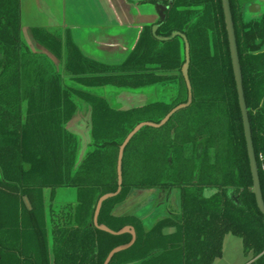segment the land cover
<instances>
[{
    "label": "trees",
    "instance_id": "1",
    "mask_svg": "<svg viewBox=\"0 0 264 264\" xmlns=\"http://www.w3.org/2000/svg\"><path fill=\"white\" fill-rule=\"evenodd\" d=\"M229 5L264 202V17L246 21L236 0ZM19 19V0H0V264H104L118 247L126 248L107 264H213L227 235L241 239L249 264H264V216L252 193L221 1L173 0L156 31L145 26L133 52L115 66L83 56L68 33L57 38L31 30L86 87L171 88L172 105L157 101L123 110L92 93L63 89L48 59L23 44ZM186 46L189 91L186 57H180ZM42 59L48 68L35 62ZM176 70L180 84L167 76ZM189 93L187 107L129 140L120 192L102 202L94 226L97 201L117 191L118 151L127 135L141 123L159 124L187 103ZM72 95L90 109V148L77 166L79 138L66 129L78 110ZM58 188H74L75 204L51 220L49 244L44 191L52 200ZM174 188L180 192L177 222L163 220L146 232L138 217L112 214L131 190ZM205 188L214 194L205 198ZM47 211L54 212L51 205ZM101 226L113 233L129 227L134 241L129 245L130 232L111 234ZM168 226L175 233L164 235Z\"/></svg>",
    "mask_w": 264,
    "mask_h": 264
},
{
    "label": "flooded vegetation",
    "instance_id": "2",
    "mask_svg": "<svg viewBox=\"0 0 264 264\" xmlns=\"http://www.w3.org/2000/svg\"><path fill=\"white\" fill-rule=\"evenodd\" d=\"M236 1H237V4L240 5L241 7L243 17L245 18L246 21L260 20L264 17V12L257 18H254V17L247 18L245 15L246 13H255L256 11H260L262 8V5L264 4V0H236ZM142 2H144L145 4H150L152 6L153 10L151 11V13L154 15V20L152 22L140 25V22H138L140 20H137V18L135 17L136 16L135 13H138V11L136 10L137 9L136 4L138 2H134L132 0H121L123 8L130 13L131 22L128 26L129 28L128 31L127 32L125 31L123 33L120 31L121 35L118 36V39H126L127 45H126L125 52L123 53L122 56L119 57V59L116 60V62L109 63V64L104 63L102 61L96 60L94 58L95 55L85 54L81 52L83 56H85L88 59L97 61L98 63L105 64V65L115 66V65H120L121 63H123L130 56V54L133 52L134 48L136 47L139 41L140 33L143 30V28L145 26H150L152 33H154L159 26L158 22L164 21L165 16H166V11L171 7L173 0H147V1H142ZM157 5H160L164 8L162 9L161 13H159V10L157 9ZM135 28L137 29V32H134ZM131 29H133V32H134V35L132 37L129 35L130 34L129 30ZM180 39H184V38L180 37ZM28 48L29 47H27V50L29 51V53H31ZM184 51L186 50L184 49ZM261 51H264V42L261 44ZM37 56L44 57L46 55L43 56L41 54H38ZM54 58L57 61L62 62L60 59L56 57ZM53 69H54V72L60 76V84L63 89L69 90L70 92L79 91V92L92 93L93 95L104 99L109 105L122 109V110L128 109L130 107H133V108L143 107V106H146L150 103L157 102V101H162L163 103L167 105H172L174 103L170 100V97L172 96V91L169 85L163 88L148 87V88L138 89L132 92L136 96H135V99L130 103V101L129 102L120 101L119 97H123L124 96L123 94L126 91L116 90L113 87H108V86H98V87H92V88L86 87L82 84L77 83L76 80L73 78V76L66 73L63 64L61 66V71H57L54 68V66H53ZM72 100L78 110L76 111V114L71 119V121L75 117L78 118L80 116V109H79L80 107L85 108L84 109L85 113L87 114L88 112L90 113L88 104L84 102L82 99L76 98L72 95ZM68 124L66 125V129L68 128ZM213 194H214V188H205L203 190V196L205 198H209ZM180 209H181L180 192L176 188L171 189L169 191H163V192L159 190L135 189V190H131L130 193L127 195L126 199L114 208V210L112 211V214L115 216L138 217L139 219H141L143 229L146 232H148L160 221L171 220V221L177 222V219L181 213ZM56 212L57 213L62 212V209L58 208ZM141 214L143 215L141 216ZM150 223L152 224L149 225ZM175 230L176 229L174 226H168L163 229L162 233L164 235H170V234L175 233Z\"/></svg>",
    "mask_w": 264,
    "mask_h": 264
},
{
    "label": "crops",
    "instance_id": "3",
    "mask_svg": "<svg viewBox=\"0 0 264 264\" xmlns=\"http://www.w3.org/2000/svg\"><path fill=\"white\" fill-rule=\"evenodd\" d=\"M135 14L137 20H140L138 21L140 22V25L152 22L154 20V15L151 12H147L145 14L139 12ZM19 18L20 37L23 44L26 46L29 44L38 46L44 50V53H42L43 56H47V54L49 55V52H46V49L36 43L31 33L32 29H40L55 37L63 36L64 34L68 33L80 51L85 53L80 47L81 42L79 39H76L75 36L78 30L94 28L96 32L90 34L91 40L89 39V41H91L93 49L102 55L99 56L96 52L97 56L95 55L94 58L108 64L109 62L104 59H109L110 61V59L114 58L113 61L116 62V59H119V57L125 52L127 43L126 39H118V36H120L121 33H119V35H117V33L112 34V31L107 32V30L112 27H128L131 22L130 13L123 8L121 0H19ZM74 29H77V31ZM134 30V32H137L136 28ZM31 54L35 56L38 55L37 53ZM111 54L114 55L113 58ZM46 58L48 59L50 57L48 56ZM48 61L52 64V61L49 59ZM52 66L54 65L52 64ZM58 189L56 190L52 200L49 198V191H44L46 207L44 217L47 224L49 244L51 241V220L53 219L54 223L65 215L63 211L57 213L56 210L58 208L62 209L75 204V200L73 199L67 201L65 193H62L58 198ZM49 205H51V208L54 211L53 213H49L47 211ZM142 215L143 214H141V216ZM14 255H16V253ZM251 257V255L247 256L248 261L245 264H248L251 261ZM219 259H216L213 264ZM22 260L23 257L20 256L19 261L21 262ZM7 261L9 260L6 259L5 262ZM50 262L52 263V255H50Z\"/></svg>",
    "mask_w": 264,
    "mask_h": 264
},
{
    "label": "water",
    "instance_id": "4",
    "mask_svg": "<svg viewBox=\"0 0 264 264\" xmlns=\"http://www.w3.org/2000/svg\"><path fill=\"white\" fill-rule=\"evenodd\" d=\"M221 1V7H222V13H223V19H224V25H225V31H226V37H227V44H228V50H229V56H230V61H231V67H232V72H233V78H234V83H235V89H236V94H237V101H238V106H239V111L241 115V122H242V128H243V135H244V140H245V147H246V154L249 162V170H250V175H251V181H252V193L254 195L255 203L257 206V209L259 212L264 216V202L262 198V193H261V188H260V182H259V175H258V167H257V162L255 158V153L253 149V144H252V139H251V130H250V125L248 121V112L247 108L245 105V100H244V94H243V87H242V76H241V70H240V64H239V59H238V52H237V45H236V38H235V33H234V27H233V22H232V15H231V10H230V5H229V0H220ZM157 9L159 10V13L162 12V9H164L162 6L157 5ZM185 64L183 66V76L186 81L188 91L190 89L189 83L187 80V74H186V69L188 65V51H187V46H186V52H185ZM124 96H127L129 99L130 103L135 99V94L131 92H124ZM190 102V93H189V98L188 102L185 105H181L173 109L159 124H152V123H141L137 125L125 138L121 146L119 147L118 151V157H117V166H116V172H117V191L115 193L111 194H106L103 195L102 197L99 198L97 201L95 213H94V218H93V224L94 226L97 227L96 225V219L98 212L100 210L102 202L105 200L115 196L117 193L120 192L121 189V183H122V177H121V162H122V156H123V151L129 140L138 132V130L144 126H150V127H160L162 126L168 118L177 110L187 106ZM132 108V107H130ZM80 117V116H79ZM75 134L77 137V133L72 132ZM81 137H79L80 142V149L77 153L76 157V166L82 161L83 157L87 153V151L90 148V113L88 112L87 114V125L86 128L83 130ZM100 230H103L105 232H109L111 234H121L124 232H130L133 237L132 241L129 245H131L134 241V233L133 230L129 227L124 228L122 231L119 233H113L110 230H108L105 227H98ZM128 245V246H129ZM126 247H118L114 249L107 257L106 261L104 264H107L112 255L121 249H124Z\"/></svg>",
    "mask_w": 264,
    "mask_h": 264
},
{
    "label": "rangeland",
    "instance_id": "5",
    "mask_svg": "<svg viewBox=\"0 0 264 264\" xmlns=\"http://www.w3.org/2000/svg\"><path fill=\"white\" fill-rule=\"evenodd\" d=\"M132 1L138 2L136 4L137 9H139V10H137L138 13L140 12V13L145 14V13L151 12L153 10V8L150 4H145L144 2H142V1H147V0H132ZM263 12H264V4L262 5V8L260 11H256L255 13H246L245 15L247 18H252V17L257 18ZM128 29L129 28L126 26L115 27V28L112 27V28L108 29L107 32L112 31V34L117 33V35H119V33H121V32L122 33L125 31L127 32ZM74 30L77 31V29H74ZM95 32L96 31L94 28L93 29H81V30H78L75 38L79 39V41L81 42L80 47L85 52V54H92V55H96V56L98 54L99 56H102L99 54L98 51H95L93 49V47L91 45V41H89L90 36H91L90 34L95 33ZM129 33H130L129 35L132 37L134 35L133 29L129 30ZM61 37L62 36H57V38H61ZM27 47H29L28 49L30 50L31 53H37V54H41V55H43L42 53H44V50H42L38 46H34V44H29ZM46 52H48V51H46ZM96 52H97V54H96ZM50 54L51 53L49 52V55L47 54L46 57L49 56L50 58H48V59L50 61H52L54 68L57 71H61V66H62L64 60H61L62 62L57 61L56 59L53 58V55L52 54L50 55ZM111 55L113 58L114 55L113 54H111ZM184 56H185L184 49H183V47H181V52H180L181 60L184 59ZM100 58H102V57H100ZM63 59H64V55H63ZM113 59H110V61H109V59H104V60H107L109 63H113L114 62ZM35 62L40 63V65H43L45 68H48L47 64L45 63V60H43V59L40 61L37 60ZM35 66H36V64H34L32 62V64H30V66H29L30 67L29 71L34 69ZM167 76H171V77L175 76L176 80L174 82L177 84L178 83L180 84V82L182 83V81L180 80V73L178 70L167 73ZM123 97H119L120 101L129 102V99L127 98V96H123ZM79 109H80V113H81L80 117H78V118L75 117L73 119V121L68 125L67 129L70 130L71 132L77 133V135H79V137L82 138L81 134L87 125V113H85V110H84L85 108L80 107ZM168 130L169 129L167 128L165 134L167 133ZM169 132H171L170 134H172V130H170ZM80 142L81 141H79V149H80ZM58 191H59L58 192L59 196H57L58 198L61 196L62 193H65L66 194L65 197H66L67 201H70L72 199L75 200L76 193H75L74 188H59ZM247 261H248V258L245 257L243 255V252H242L241 239L234 237L232 235L225 236L224 241H223L222 257L218 261H216L214 264H245Z\"/></svg>",
    "mask_w": 264,
    "mask_h": 264
},
{
    "label": "built area",
    "instance_id": "6",
    "mask_svg": "<svg viewBox=\"0 0 264 264\" xmlns=\"http://www.w3.org/2000/svg\"><path fill=\"white\" fill-rule=\"evenodd\" d=\"M259 160L263 163L264 166V157L262 155H259Z\"/></svg>",
    "mask_w": 264,
    "mask_h": 264
}]
</instances>
